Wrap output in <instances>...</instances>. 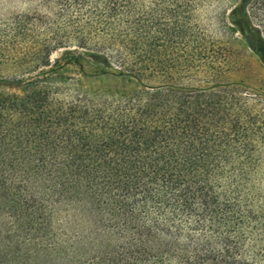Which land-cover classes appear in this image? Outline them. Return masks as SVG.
I'll return each mask as SVG.
<instances>
[{
    "label": "trees",
    "instance_id": "trees-1",
    "mask_svg": "<svg viewBox=\"0 0 264 264\" xmlns=\"http://www.w3.org/2000/svg\"><path fill=\"white\" fill-rule=\"evenodd\" d=\"M13 1L38 6L4 44L0 264H264V90L204 0Z\"/></svg>",
    "mask_w": 264,
    "mask_h": 264
},
{
    "label": "rangeland",
    "instance_id": "rangeland-1",
    "mask_svg": "<svg viewBox=\"0 0 264 264\" xmlns=\"http://www.w3.org/2000/svg\"><path fill=\"white\" fill-rule=\"evenodd\" d=\"M241 0H204L196 11L201 29L211 36L219 46H229L237 52L241 68L226 75L234 81H241L246 85L264 90V61L249 47V35L235 26L234 10L239 7ZM264 5V0H250L247 4L253 28H260L264 33V16L258 11ZM37 3L25 1L0 0V77H14L26 75L17 70L13 62L8 59L5 47L7 34L11 30V22L16 15L32 13ZM227 27L231 30H226ZM68 52L59 50L51 56V67L57 62H64Z\"/></svg>",
    "mask_w": 264,
    "mask_h": 264
}]
</instances>
